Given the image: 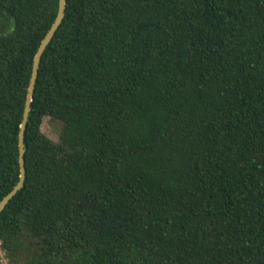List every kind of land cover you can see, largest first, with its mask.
I'll use <instances>...</instances> for the list:
<instances>
[{
  "label": "trees",
  "instance_id": "obj_1",
  "mask_svg": "<svg viewBox=\"0 0 264 264\" xmlns=\"http://www.w3.org/2000/svg\"><path fill=\"white\" fill-rule=\"evenodd\" d=\"M57 4L0 0V201ZM24 151L7 264H264V0H66Z\"/></svg>",
  "mask_w": 264,
  "mask_h": 264
},
{
  "label": "water",
  "instance_id": "obj_2",
  "mask_svg": "<svg viewBox=\"0 0 264 264\" xmlns=\"http://www.w3.org/2000/svg\"><path fill=\"white\" fill-rule=\"evenodd\" d=\"M66 8V0H58L57 13L53 24L44 38L41 40L40 45L33 58L32 69L30 75V81L26 93L24 110L22 115V122L18 134V164H19V180L13 189L0 201V213L5 209L7 204L13 199V197L22 189L25 181V159H24V134L26 130L27 119L29 116L30 106L33 98L34 88L38 77L39 66L41 57L47 48L48 44L53 39L56 31L61 25L64 18Z\"/></svg>",
  "mask_w": 264,
  "mask_h": 264
},
{
  "label": "rangeland",
  "instance_id": "obj_3",
  "mask_svg": "<svg viewBox=\"0 0 264 264\" xmlns=\"http://www.w3.org/2000/svg\"><path fill=\"white\" fill-rule=\"evenodd\" d=\"M42 133L48 137L51 141L56 143L58 141L59 126L49 121L45 118L42 124ZM0 264H7L3 257V253L0 251Z\"/></svg>",
  "mask_w": 264,
  "mask_h": 264
}]
</instances>
